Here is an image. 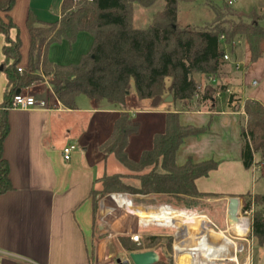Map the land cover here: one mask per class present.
<instances>
[{"label":"crops","instance_id":"1","mask_svg":"<svg viewBox=\"0 0 264 264\" xmlns=\"http://www.w3.org/2000/svg\"><path fill=\"white\" fill-rule=\"evenodd\" d=\"M62 1H15L9 16L16 29L10 30L9 38L15 41L18 37L21 42L20 66L27 65L30 42L27 17L32 15L39 22L53 23L60 18ZM226 2L239 13L253 11L264 16V5L258 4L254 8L243 3L234 8L237 0ZM261 24L264 26V18ZM82 33L77 35L73 45ZM5 44L6 37L0 34V106L9 90L4 67L11 61L7 63L3 55ZM62 44L69 43L63 40L48 47L50 63L77 64L85 55L74 47L68 50V60L59 62L54 58L56 51L52 47ZM225 52L229 61H222L223 68L231 69L239 79V91L231 93L241 99L238 112L227 107V98L223 101L224 93L210 106L204 102L167 103L166 96L153 105L150 100H139L132 86L124 105L105 100L96 102L81 95L76 97L75 109L71 110L57 100L48 82L42 83L44 90L33 96L37 108L8 110L9 131L2 145V158L8 165L11 190L0 195V264H116L111 240L118 235L129 238L131 234H143L142 230L151 227H143L141 223L147 221L145 217L150 211L159 215L158 207L137 209L127 194H109L99 201L96 214L97 229L101 234L107 232L108 237L92 249L95 219L90 193L96 190L103 177L115 174L107 173L106 169L107 163H114L116 158L104 155L101 149L120 114H127L138 124L137 132L128 137L125 148L130 160L136 161L144 150L151 148L154 135L164 130L165 115L175 113L181 126L201 130L199 134L185 138L178 148L177 166L188 160L194 164L207 161L216 164L206 177L195 180L197 191L206 196L204 199L225 202L223 210L226 214L229 198L263 196L264 166L259 164L260 157L255 154L253 166L250 169L243 167L240 132L246 120L242 115L244 102L257 101L264 107V58L251 62L244 38H238ZM225 77L228 81V75L220 74L216 78L225 85ZM149 125L150 130L143 141L141 132ZM70 145L76 150L65 162L62 151ZM182 215L178 213L165 218L178 225L182 223H178ZM257 264H264V245L258 246Z\"/></svg>","mask_w":264,"mask_h":264},{"label":"trees","instance_id":"2","mask_svg":"<svg viewBox=\"0 0 264 264\" xmlns=\"http://www.w3.org/2000/svg\"><path fill=\"white\" fill-rule=\"evenodd\" d=\"M15 1L0 0V34L6 37L2 52L6 62L11 61L4 67L9 90L0 106V195L11 190L8 165L2 158V145L9 131L8 108L17 91L29 87L42 76L51 77L54 96L71 110L75 109L76 97L81 95L96 102L105 100L124 105L131 86L139 100H150L153 105L161 101L165 92L172 101L190 103L198 87L194 74L216 77L221 74L223 44L231 47L238 38H244L251 62L264 58V26L261 24L264 17L253 11L248 15H235L225 2L220 6L209 2L213 25L197 30L180 27L177 21L179 0H162L163 10L145 29L133 28V5L150 8L157 0H63L60 18L53 23L39 22L32 15L27 17L30 38L27 65L18 73L21 42L18 37L15 41L9 38L10 30L16 29L9 16ZM81 32L92 37V45L77 64L60 66L48 61L47 49L51 44L63 40L72 44ZM216 90L207 86L200 102L212 105ZM219 90L225 91L222 87ZM240 102L237 94H230L227 107L238 112ZM243 110L246 120L240 132L242 165L250 169L254 155L258 154L259 164L264 166V107L257 101L248 100L244 102ZM137 130L138 124L127 114H120L101 150L106 156L114 155L130 172H147L136 177L138 186L124 184V176L103 177L100 180L103 189L90 193L94 219L99 200L114 193L156 196L140 203L147 207L168 206L185 211H190L199 204V199L206 197L197 191L195 180L206 177L216 164L212 161L194 164L191 160L182 166L176 164V153L184 139L199 134L200 129L183 127L179 124L178 114L167 113L163 132L155 134L151 148L132 161L125 148L128 137ZM94 194L98 199H94ZM247 199L250 201L251 197ZM252 201L259 211H254L251 235L258 246H263L264 195L254 196ZM124 240L121 239L122 243ZM126 240L130 241L129 238Z\"/></svg>","mask_w":264,"mask_h":264},{"label":"rangeland","instance_id":"3","mask_svg":"<svg viewBox=\"0 0 264 264\" xmlns=\"http://www.w3.org/2000/svg\"><path fill=\"white\" fill-rule=\"evenodd\" d=\"M226 1L227 0H225V3H227ZM209 2H212L220 6L223 4L224 0H179L178 9H177V21L180 27H189L190 29H197V30L204 29L205 27H211L214 22L213 20L214 16L212 15L211 10L209 9ZM243 3H247L248 6H254L255 8L256 6H258V4L264 5V0H246V1L237 0V3L234 5V8L240 7ZM163 7H164V2L162 0H157L155 5L150 8H143L137 4H134L133 12H132L133 28L135 29L147 28L152 23L154 17L163 10ZM228 7L231 9L229 5ZM231 10L232 12H234L235 15L244 14V13H239L233 9ZM224 13H225L224 16L228 17L226 16L227 15L226 12ZM248 14H245V15H248ZM232 19L237 21L235 17H233ZM243 21L248 22L249 20L243 19ZM225 27L229 28L228 25H226ZM80 35L82 36L79 38L77 44L75 43V45L73 44H62V46L54 45L52 47V49H55L53 51H56L55 53L56 55L54 58H56V60H58L59 62L63 60H68V57L70 56V52L68 50L70 49L73 50L74 47H76V51L79 49L80 51H82V53L86 54V52L89 51L91 48L92 39L87 33H82ZM231 47L227 46L225 50H227L228 52ZM76 60H79V59L76 58ZM18 67L24 69V67L20 66V63ZM221 74L223 76L228 75V81L226 80L227 78L225 77L226 82L224 85L222 84L220 80H217L216 78L217 84L215 85L217 86L216 87L217 90H219L220 87H222V89H225L224 92L222 91L224 93V96H223V101H224V98L225 99L228 98V96L231 93L239 91V89L237 88L239 86V83L237 80L239 79H238V75L236 73H233V71H231V69L229 68H223L221 71ZM209 76L194 74L193 79L195 83L197 84V86L203 89V87L207 86L208 84L207 78ZM50 80H51L50 76L49 77L42 76L40 80L34 82L32 85H30L27 88H23L21 91L25 94L35 96L38 91L44 90L43 88H45V86H43L42 83H45V82L50 83ZM168 85H169V80L167 79L166 86ZM164 96L168 97L170 95L165 92L162 95V97ZM207 106H210V104H207ZM149 127L150 125L144 128L143 131L141 132L143 139H144L143 141H145L146 135L148 134V130H150ZM106 172L107 173L114 172L115 174L113 175L124 176L122 181L126 185L128 184V185L138 186L139 180L136 177L139 175L145 174L147 170L141 173H135V172L133 173V172L128 171L126 168H124L118 161L114 160V163L113 162L107 163ZM110 176L111 175H109L108 177ZM102 189H103V186H102V183L100 182L99 184H97L95 192H99ZM123 194H127L130 197V199L133 201V204L135 205V208L137 209L147 208V206H143V204H141L140 202H144L147 200L149 201V199L156 198V196L148 197V196H142V195H137V194L135 195L128 194V193H123ZM93 197L94 199H98V196L96 194H94ZM199 201H200L199 204H197L190 211H185V209L183 208H178V209L176 208V210L185 211L186 213L192 214V215H195V214L206 215L211 220V222L216 225V227L220 231H225L226 230V219H227L225 210H223V205L225 204V202L223 204V202H216V201H212V200L204 199V198L199 199ZM254 211L255 212L259 211V209L257 208L253 209V214L251 218H253ZM96 214H97V211H96ZM96 214H95V232H94L95 235H94V242L92 246L93 250L96 244L101 243L103 240H106L108 237L107 232L101 234L99 230L97 229L98 222H96ZM182 216L183 218L178 221V223L179 222H182V223H179L178 225H181L184 228H186L185 230L189 231V233H193L194 228L192 226L191 219L185 218V215H182ZM129 217H133V219H139V218H136L137 216L135 215H132V216L129 215ZM233 225L234 223L231 224L232 228H233ZM142 231H143L142 232L143 234H139L141 236V243L139 245L133 244L129 240H126L128 237L126 238L124 236H119V235L111 240L112 245H113V252H114L115 259H120L122 261H125L129 259L130 253H133V252L143 253V252L151 251L158 255V258H159L158 261L160 264H180V254H175L173 250V235H174L175 230L162 229V228H158L155 226H151L148 229L146 230L144 229ZM151 238H155L154 241H151ZM212 238L218 239L223 244H225V241L222 238H219L217 236H214ZM121 239H125L123 242L124 244L122 243ZM248 240H249L248 244L243 242L245 249H248L251 252L250 254H251L252 260L248 264H251V263L257 264L258 246H256L257 244L256 239L250 238ZM192 242H193V238H190L189 243H192ZM227 247H228V254L226 258L230 259L233 257V252H231L232 248L230 246L227 245ZM126 249H130L132 251H127ZM192 254H193L192 251L190 252L188 251L187 253H185L181 258V264L183 262V259L192 258L193 257ZM245 257H246V254L240 256L239 264H243L245 262ZM234 261H235L234 259L230 260V262H234ZM230 262L226 264H234Z\"/></svg>","mask_w":264,"mask_h":264},{"label":"built area","instance_id":"4","mask_svg":"<svg viewBox=\"0 0 264 264\" xmlns=\"http://www.w3.org/2000/svg\"><path fill=\"white\" fill-rule=\"evenodd\" d=\"M228 4L230 5L231 2L229 1ZM223 41V37H220V42ZM226 45L223 44V55H222V60L224 62H228L229 61V56L228 54L225 52L226 49ZM236 69H238V66H236ZM18 73L22 72V68L18 67L17 69ZM207 86H212L214 88H216L217 86L215 85L217 80L215 76H209L207 78ZM253 85H255V82L253 83ZM203 87V89L201 87H197V91L194 94L191 103L193 104H198V103H202L200 101H202V96L203 93L205 92L206 87ZM224 92V91H223ZM223 92L220 90H216L215 92V99H221ZM227 92V91H226ZM42 105V104H41ZM38 104L36 103L35 99L33 96L25 94L23 92H19L18 94H16L13 99L12 102L9 106V110H21V111H27V110H31V109H35L37 108ZM242 115L245 116L244 111H242ZM76 150V147L74 145H70L67 146L63 149L62 151V155H63V160L65 162H68L71 159V154L73 151ZM239 200V208H238V212H237V221L240 218H243L247 221L248 224V228L246 231V234L243 237H237L234 236L230 233L227 232V228L229 224H232L233 222L231 220H229L228 218V210L226 212V230L225 231H220L216 225L214 223L211 222V220L206 216V215H202V214H188L185 211H180V210H176L174 208L168 207V206H158V210L159 212L157 214L158 218H155L154 221H152L151 223H149L148 221H143V223H141V225L143 227H148V226H155L158 228H162V229H170V230H175L174 231V235H173V250L175 254H180L183 253L186 248V246H193V245H197L198 249H195L196 251H193V254L200 252L201 254V259H209V262H212L213 264H226L229 263L230 261H225V259L223 258H217V256L219 254H223L224 252L221 250V246H222V242L218 239H213L211 237L207 238V236L205 235L206 231H212L213 233H220L223 232L226 236V238L228 239L229 242L233 243V255L235 258L234 262H230V263H234V264H239V258L241 255L246 254L245 257V262L243 264H248L251 262L252 258H251V252L248 249H245V246L243 244L249 242L248 239L252 238L254 239V237L251 235V224H252V214H253V209H254V205H253V201L252 198L250 199V201L247 198H237ZM228 207V204H227ZM181 213L183 215H190V216H204V219L202 221V225L197 226L195 229V232L192 233L193 237H188L187 235L184 236V238L181 236V229L177 227L176 223L171 222L168 218H165V216H170V215H174V214H178ZM185 213V214H184ZM190 238H193V242L189 243ZM129 239L132 243L139 245L141 243V236L139 234H131L129 236ZM194 249V248H193ZM199 250V251H198ZM232 252V251H231ZM192 254V255H193ZM195 257L197 258V256L195 255ZM194 259V255L192 257ZM199 258V260H200Z\"/></svg>","mask_w":264,"mask_h":264},{"label":"bare ground","instance_id":"5","mask_svg":"<svg viewBox=\"0 0 264 264\" xmlns=\"http://www.w3.org/2000/svg\"><path fill=\"white\" fill-rule=\"evenodd\" d=\"M115 199V198H114ZM116 200V199H115ZM120 199L118 198V201ZM130 214V212H129ZM157 215H155V212L154 211H150L149 214L145 217V219H147L148 222H152L155 220V218ZM188 218L191 219L192 221V226L194 228V232H195V229L197 226H200L202 225V221L204 219V216H190L188 215L187 216ZM234 225H233V228L231 227V224L228 225V228H227V232L234 235V236H237V237H243L245 234H246V231H247V228H248V224H247V221L243 218H240L238 221L236 222H233ZM136 225V224H135ZM178 228H180L179 225H177ZM181 229V228H180ZM193 232V233H194ZM190 236V237H193V234L192 233H189V231L185 230V229H181V236L184 238V236ZM205 235L207 236V238L209 237H214V236H217L219 238H222L224 241H225V244L222 243V246H221V250L224 252L223 254H219L217 256V258H223L225 259V261H230L232 259L235 260L234 258V255L232 258L230 259H227L226 256L228 254V246H230L232 248V252H233V243L229 242L228 239L226 238L225 234L223 232H220V233H213L212 231H206L205 232ZM194 248V249H193ZM195 249H198V246L197 245H193V246H186V248L184 249L185 251L183 253H181L180 255V259L182 258V256L187 253L188 251H196ZM199 251V250H198ZM194 255V259L193 258H185L183 259V262L182 264H213L212 262H209V259L206 260V259H201V254L200 252H197ZM192 255V256H193ZM195 255L197 256V258L195 257ZM188 256V255H187ZM200 258V260H199ZM217 264V263H216Z\"/></svg>","mask_w":264,"mask_h":264},{"label":"water","instance_id":"6","mask_svg":"<svg viewBox=\"0 0 264 264\" xmlns=\"http://www.w3.org/2000/svg\"><path fill=\"white\" fill-rule=\"evenodd\" d=\"M19 91L16 92L18 94ZM171 96L166 98V102H171ZM239 208V200L237 198H229L228 199V207L227 214L229 220L232 222L237 221V212ZM158 255L154 252L148 251L143 253H130L129 259L122 261L120 259H116V264H155L158 261Z\"/></svg>","mask_w":264,"mask_h":264}]
</instances>
